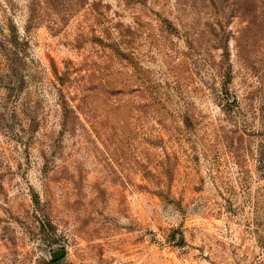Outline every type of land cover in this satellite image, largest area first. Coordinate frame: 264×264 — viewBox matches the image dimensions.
<instances>
[{
	"label": "rangeland",
	"instance_id": "rangeland-1",
	"mask_svg": "<svg viewBox=\"0 0 264 264\" xmlns=\"http://www.w3.org/2000/svg\"><path fill=\"white\" fill-rule=\"evenodd\" d=\"M0 264H264V0H0Z\"/></svg>",
	"mask_w": 264,
	"mask_h": 264
},
{
	"label": "trees",
	"instance_id": "trees-1",
	"mask_svg": "<svg viewBox=\"0 0 264 264\" xmlns=\"http://www.w3.org/2000/svg\"><path fill=\"white\" fill-rule=\"evenodd\" d=\"M10 44V47H12V55L18 56L21 52V49L19 48V42L16 40V38H13L11 41L8 42ZM23 59V57H22Z\"/></svg>",
	"mask_w": 264,
	"mask_h": 264
}]
</instances>
